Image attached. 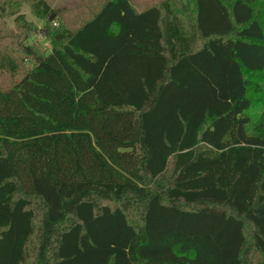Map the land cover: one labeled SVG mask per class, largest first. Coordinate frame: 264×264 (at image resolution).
Masks as SVG:
<instances>
[{
    "label": "trees",
    "instance_id": "obj_1",
    "mask_svg": "<svg viewBox=\"0 0 264 264\" xmlns=\"http://www.w3.org/2000/svg\"><path fill=\"white\" fill-rule=\"evenodd\" d=\"M186 1L108 0L23 47L0 264H264V29L255 0Z\"/></svg>",
    "mask_w": 264,
    "mask_h": 264
},
{
    "label": "rangeland",
    "instance_id": "obj_2",
    "mask_svg": "<svg viewBox=\"0 0 264 264\" xmlns=\"http://www.w3.org/2000/svg\"><path fill=\"white\" fill-rule=\"evenodd\" d=\"M51 8V15L40 17L35 11L39 0H0V64L7 67L13 57L18 64V72L13 74L9 68L0 69V87L5 90L19 82L25 73L33 67L23 47L35 46L42 53L49 54L52 48L49 33L52 34L64 25L78 29L90 20L108 0H44ZM136 11L168 0H130ZM179 3L186 0H172ZM232 4L234 0H223ZM253 8L256 17L264 29V0H255ZM50 16H54L50 21ZM258 257H252L257 264Z\"/></svg>",
    "mask_w": 264,
    "mask_h": 264
},
{
    "label": "water",
    "instance_id": "obj_3",
    "mask_svg": "<svg viewBox=\"0 0 264 264\" xmlns=\"http://www.w3.org/2000/svg\"><path fill=\"white\" fill-rule=\"evenodd\" d=\"M53 18H54V16L50 17V21H52V20H53Z\"/></svg>",
    "mask_w": 264,
    "mask_h": 264
}]
</instances>
